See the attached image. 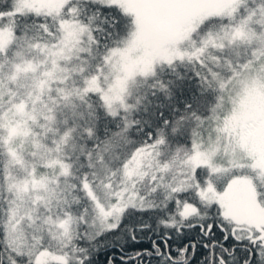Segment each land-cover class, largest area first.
Masks as SVG:
<instances>
[{
    "label": "snow or ice",
    "instance_id": "snow-or-ice-1",
    "mask_svg": "<svg viewBox=\"0 0 264 264\" xmlns=\"http://www.w3.org/2000/svg\"><path fill=\"white\" fill-rule=\"evenodd\" d=\"M0 264H264V0H0Z\"/></svg>",
    "mask_w": 264,
    "mask_h": 264
}]
</instances>
